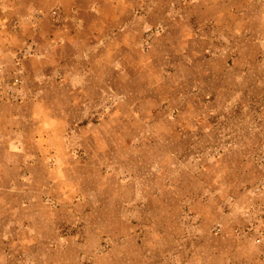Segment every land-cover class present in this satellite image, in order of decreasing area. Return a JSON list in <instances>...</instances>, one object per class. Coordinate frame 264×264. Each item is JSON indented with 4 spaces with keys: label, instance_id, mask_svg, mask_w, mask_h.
I'll return each instance as SVG.
<instances>
[{
    "label": "rangeland",
    "instance_id": "rangeland-1",
    "mask_svg": "<svg viewBox=\"0 0 264 264\" xmlns=\"http://www.w3.org/2000/svg\"><path fill=\"white\" fill-rule=\"evenodd\" d=\"M0 264H264V0H0Z\"/></svg>",
    "mask_w": 264,
    "mask_h": 264
}]
</instances>
